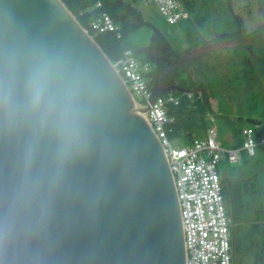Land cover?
I'll return each instance as SVG.
<instances>
[{
  "label": "water",
  "instance_id": "95a60500",
  "mask_svg": "<svg viewBox=\"0 0 264 264\" xmlns=\"http://www.w3.org/2000/svg\"><path fill=\"white\" fill-rule=\"evenodd\" d=\"M234 44L216 41L181 56L161 71L149 102L190 92L164 77ZM13 46L64 57L99 89L81 140L63 160L53 132L35 142L29 161V133L0 129V264H186L166 153L89 30L62 0H0V49Z\"/></svg>",
  "mask_w": 264,
  "mask_h": 264
},
{
  "label": "trees",
  "instance_id": "16d2710c",
  "mask_svg": "<svg viewBox=\"0 0 264 264\" xmlns=\"http://www.w3.org/2000/svg\"><path fill=\"white\" fill-rule=\"evenodd\" d=\"M62 1L79 23L85 29H89V34L102 48L112 63H116L122 58L125 49L133 50L137 57L143 54L144 59L141 60L149 62L152 66L150 72L152 90L154 89L161 71L167 67L175 66L181 57L175 53L168 38L156 27H153V33L148 45L142 49L134 50L126 43V39L130 34L146 23L143 20L141 11L129 2L124 0H102V8H97L95 6L96 0ZM134 1L136 2L137 0ZM229 9H232V7L229 6ZM104 11H106L119 26L122 34L121 39H118L112 32L96 33L90 30V24ZM227 24L233 25V27L225 28L220 33L216 32L212 39L213 41H238L240 44L249 47L251 44L260 43V55H254L251 51L250 56L245 57L241 66L236 65L232 67V76L230 75L227 79L222 76L215 78L209 77V73L213 69H211V66L206 65V62L201 61V56L203 54L183 62L180 66L176 67L174 71L166 75L164 77V82L168 86L178 85L192 92L191 97H188L184 92L178 90H174L170 93L180 98L178 105L172 104L168 107V114L174 118V122L170 125L171 132L169 136L171 139H179L185 144H190L195 138L204 137L210 126L211 115H217L214 106V98L218 93L221 95L224 93L225 96L231 97L233 90L235 96H247V106L239 110L240 115L237 119L239 121L243 119L245 110L248 112L252 111V113H254V111L257 112L258 118L255 125L261 123L263 125L262 132L264 133V108L260 111L254 110L255 96L256 94L257 97L259 94L261 95L264 88V31L260 27L255 30L247 31L244 18L234 13L227 21L226 25ZM187 37L189 40L192 39V33L190 31L187 32ZM207 42L209 41H199L192 45L186 52L188 53L193 49L205 45ZM144 49H148L149 51H145ZM209 54V52L204 53L206 56H209ZM167 94L168 93H165V95ZM218 103L220 106L219 101ZM232 129L235 135L240 138L242 137L243 127L233 123ZM261 133L258 132V134ZM221 183L222 193L228 206L227 214L232 221L233 258L234 264H236L235 256L238 248L241 246L240 242L236 240V227L243 223H250L248 227L253 226L260 229V231H263L264 235V219H262L263 225L259 223V220H245V217L250 215L249 211L251 206H249V202L244 201L247 189L244 188L243 184H240V181L226 183V181L222 179ZM248 206L250 207L249 209ZM261 240L263 239L261 238ZM254 242H258L257 239L252 240V243Z\"/></svg>",
  "mask_w": 264,
  "mask_h": 264
},
{
  "label": "built area",
  "instance_id": "2783aa9c",
  "mask_svg": "<svg viewBox=\"0 0 264 264\" xmlns=\"http://www.w3.org/2000/svg\"><path fill=\"white\" fill-rule=\"evenodd\" d=\"M156 5L169 24L188 19L190 14L181 0H149ZM102 8V0H96ZM96 33L112 32L121 39L119 26L106 12H102L91 24ZM89 30V29H88ZM130 90L135 105L141 109L154 133L160 140L168 158L180 207L186 264H234L232 244V221L222 193V176L218 164L223 155L231 163L240 161V152L255 155V148L264 145L263 125L257 123L243 130L240 148L226 149L222 146L215 126L210 125L206 135L195 138L192 143L174 146L170 138V125L174 118L168 114L170 105H178V96L165 93L153 104L150 72L152 66L138 58L131 49H125L122 58L113 63ZM188 97L192 92H184ZM138 97L142 99L139 101ZM143 105H147L144 109ZM258 132L259 142H255Z\"/></svg>",
  "mask_w": 264,
  "mask_h": 264
},
{
  "label": "rangeland",
  "instance_id": "374dc122",
  "mask_svg": "<svg viewBox=\"0 0 264 264\" xmlns=\"http://www.w3.org/2000/svg\"><path fill=\"white\" fill-rule=\"evenodd\" d=\"M131 3L141 11L143 20L146 22L143 26L132 32L126 39V43L134 50H140L147 46L153 33V27L159 29L171 42L176 54L183 56L187 50L199 41H209L207 44L215 43L213 37L216 32H222L223 29L233 27L227 24L232 14L242 16L245 20L247 31L262 28L264 31V0H181L188 10L190 17L177 24H169L160 14L156 5L149 0H124ZM229 6L232 9H229ZM229 25V26H228ZM192 33V39L189 40L187 32ZM229 41V40H228ZM203 46V45H202ZM260 43L245 46L235 41L231 47L210 51L209 56L202 55L201 61L213 69L209 77L232 76V67L241 66L246 56H250L252 51L254 55H260ZM208 53V52H207ZM144 59V55L138 56ZM206 59V60H205ZM220 92V91H219ZM225 96L218 93L214 98V106L217 115H211L210 125L215 126L219 133V139L222 146L231 149L242 146L243 138L235 135L232 125L239 124L244 129L253 127L257 121V112H248L245 110L243 119L238 120L239 110L247 106V96ZM168 93V92H167ZM170 94V93H168ZM139 101H142L138 97ZM220 102V106L219 103ZM254 110L264 108V88L257 97L255 96ZM261 108V109H260ZM255 142H259V134L256 133ZM174 146H184L182 140L172 141ZM218 172L222 179L227 182L240 181L247 189L244 201L249 202L250 215L245 220H259L262 224L264 216V145H258L255 148V155H250L246 151L240 152V161L231 163L226 155H223L218 164ZM247 209V211H248ZM250 223H243L237 226L236 240L241 246L236 253V264H264V235L263 231L256 227H248ZM250 226V225H249ZM250 238V239H249ZM261 238L263 240H261ZM257 239L258 242L252 243ZM251 240V242H250Z\"/></svg>",
  "mask_w": 264,
  "mask_h": 264
},
{
  "label": "clouds",
  "instance_id": "9594fccd",
  "mask_svg": "<svg viewBox=\"0 0 264 264\" xmlns=\"http://www.w3.org/2000/svg\"><path fill=\"white\" fill-rule=\"evenodd\" d=\"M99 85L64 57L42 49H0V129L29 133L27 159L45 133L58 137L57 152L67 158L84 133Z\"/></svg>",
  "mask_w": 264,
  "mask_h": 264
},
{
  "label": "flooded vegetation",
  "instance_id": "af4514ba",
  "mask_svg": "<svg viewBox=\"0 0 264 264\" xmlns=\"http://www.w3.org/2000/svg\"><path fill=\"white\" fill-rule=\"evenodd\" d=\"M146 50H148V49H146ZM149 51V50H148Z\"/></svg>",
  "mask_w": 264,
  "mask_h": 264
}]
</instances>
